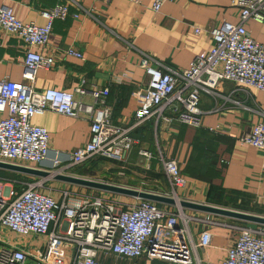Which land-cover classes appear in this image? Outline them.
<instances>
[{
	"label": "crops",
	"instance_id": "obj_1",
	"mask_svg": "<svg viewBox=\"0 0 264 264\" xmlns=\"http://www.w3.org/2000/svg\"><path fill=\"white\" fill-rule=\"evenodd\" d=\"M152 2L0 0V7H10L15 17L24 23L43 25L45 19L39 12L57 3L66 4L70 13L77 14V17L68 15L64 20L53 22L47 43L38 51L53 57L54 61L50 67L37 71L34 88L72 91L81 87L87 92L75 93L74 98L90 103V89L107 87L106 105L111 111V123L128 129L135 140L122 159L93 155L80 164L70 165L71 152L89 139L90 122L84 114L75 118L46 110L35 115L32 123L48 132L47 158L39 164H21L49 171L51 175L41 177L0 168V188L13 187L20 191L25 182L41 181L44 185L39 190L55 200L62 201L63 191H68L67 204L70 206L80 204L86 193L99 192L53 178V174L62 173L172 196L162 160H175L186 179L185 186L174 189L176 199L264 216V156L257 148L239 141V137L255 124L264 122L263 91L227 80L219 81L211 91L200 93L201 126L198 128L168 124L154 117L140 123L134 120V111L143 102L148 80L139 65L140 59L147 55L162 66L186 68L198 53L210 49L211 28L223 22H238L237 7L233 0H163L160 10L155 12L151 9ZM196 26L202 29L200 34L193 32ZM245 27L255 41L264 44V22L249 20ZM67 48L79 51L82 57L66 55ZM25 50V44L18 36L0 31V80H23ZM164 114L171 116L172 112L166 108ZM4 116L0 114V118ZM55 159L60 161L57 166ZM103 196L122 207L141 200L109 192ZM155 203L169 210L177 208L167 203ZM182 210L198 217L208 214ZM208 215L214 222L208 227L212 233L211 244L204 251L196 250L202 264H222L227 249L236 240L239 227L264 233L263 224ZM64 228V221H59L56 225L51 224L49 232L60 233ZM190 229L193 241H197L199 226L191 224ZM0 245L53 255L58 264L73 262L72 246L50 240L48 234L22 236L1 227ZM106 262L164 264L144 256L110 258ZM27 264H36V261L28 256Z\"/></svg>",
	"mask_w": 264,
	"mask_h": 264
},
{
	"label": "built area",
	"instance_id": "obj_2",
	"mask_svg": "<svg viewBox=\"0 0 264 264\" xmlns=\"http://www.w3.org/2000/svg\"><path fill=\"white\" fill-rule=\"evenodd\" d=\"M162 3L163 0H153L151 9L158 12ZM233 5L238 9V22H223L211 28L210 49L198 53L186 68L162 66L147 55L140 59L148 80L143 102L134 111L136 123L154 117L168 124L200 127V93L211 91L221 80L264 92V44L255 41L245 27L249 20L264 22V0H233ZM39 13L45 19L43 25L24 23L10 7H0V31L18 36L26 47L23 80H0V114H5L0 118V160L39 164L47 158L48 132L32 123L35 115L46 110L75 118L84 114L90 122L88 141L71 152L68 164H80L93 155L122 159L135 140L128 129L111 123L107 87L90 89V103L74 98L75 93L87 92L81 87L72 91L34 88L37 71L50 67L54 61L38 51L47 43L53 22L68 15L77 17L64 3ZM193 32L200 34L202 29L196 26ZM65 54L82 57L72 48H67ZM166 108L171 110V116L164 114ZM239 141L257 148L264 156V122L255 124ZM54 164L57 166L60 161L55 159ZM162 166L171 197L175 198L174 189L185 186L186 179L175 160H162ZM23 187L20 191L0 188V228L22 236L48 234L50 240L69 243L72 264H116L106 260L143 256L164 264H202L196 250L204 251L211 244L208 227L214 222L208 214L198 217L178 206L169 210L144 199L123 208L116 201L98 196H85L80 204L70 206L66 190L63 200L58 201L39 190L43 187L41 181L25 182ZM59 221H64L65 228L60 233L49 232L51 224ZM191 224L199 226L197 241L192 239ZM28 256L36 264H58L53 255L0 245V264H27ZM222 264H264V233L239 227Z\"/></svg>",
	"mask_w": 264,
	"mask_h": 264
},
{
	"label": "water",
	"instance_id": "obj_3",
	"mask_svg": "<svg viewBox=\"0 0 264 264\" xmlns=\"http://www.w3.org/2000/svg\"><path fill=\"white\" fill-rule=\"evenodd\" d=\"M0 168L15 170L27 174H33L41 177H47L50 176L51 173L49 171L40 170L37 168L25 166L22 164L12 163V162H6L0 160ZM53 178L61 181H65L68 183L81 185L85 187H89L96 190L106 191L109 193H116V194H123V195H129L133 197H137L139 199L149 200L152 202L157 203H167L171 205L178 204L181 208L191 209L195 211H200L208 214H214V215H221L226 216L229 218L241 220V221H247L251 223L256 224H263L264 225V216L242 212L238 210H233L229 208L214 206L206 203H199V202H193L189 200H177L174 197L162 195L150 191H143V190H137L132 189L128 187H121L115 184L106 183L103 181H97V180H91L86 178H81L77 176L72 175H66L62 173H56L53 174Z\"/></svg>",
	"mask_w": 264,
	"mask_h": 264
},
{
	"label": "rangeland",
	"instance_id": "obj_4",
	"mask_svg": "<svg viewBox=\"0 0 264 264\" xmlns=\"http://www.w3.org/2000/svg\"><path fill=\"white\" fill-rule=\"evenodd\" d=\"M44 185V184H43ZM95 191H99V192H92V193H90V194H84L85 196H94V197H101V195H103V194H106V193H108V192H104V191H101V190H95ZM104 197V196H103ZM135 198H137V197H135ZM131 200L133 199V197H131L130 198ZM119 205L122 207V204H120L119 203ZM129 206V205H128ZM123 207H127V206H123ZM235 210H237V209H235Z\"/></svg>",
	"mask_w": 264,
	"mask_h": 264
},
{
	"label": "bare ground",
	"instance_id": "obj_5",
	"mask_svg": "<svg viewBox=\"0 0 264 264\" xmlns=\"http://www.w3.org/2000/svg\"><path fill=\"white\" fill-rule=\"evenodd\" d=\"M176 199V198H175ZM178 200V199H177ZM175 206H178V207H180L178 204H176ZM181 208V207H180Z\"/></svg>",
	"mask_w": 264,
	"mask_h": 264
}]
</instances>
